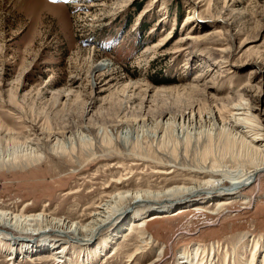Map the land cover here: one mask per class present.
<instances>
[{
	"label": "rangeland",
	"instance_id": "374dc122",
	"mask_svg": "<svg viewBox=\"0 0 264 264\" xmlns=\"http://www.w3.org/2000/svg\"><path fill=\"white\" fill-rule=\"evenodd\" d=\"M139 2L143 8L137 12ZM190 16L194 19L188 21ZM214 33L211 41L197 39ZM164 36L169 38L162 42ZM99 63L109 67L92 87L90 70ZM204 83L211 87V98L192 96L191 91L185 96L177 93L190 86L201 90ZM249 86L264 87V0H0V131L26 135L68 125L66 138L73 133L79 145L78 128L89 126L91 130L83 134L94 139L70 156L49 154L26 169L1 167L0 208L28 215L44 208L55 218L86 224L97 207L117 192L191 187L221 178L226 188L240 183L241 197L233 196L223 206L193 207L148 222L147 235L154 238L150 246H143L138 230L128 226L88 264H150L157 249L163 248V256L154 264H183L182 248L205 245L210 250L211 244L220 262L227 250L228 259L235 257L234 264H249L252 242L258 239L264 246V176L246 182L253 170L249 163L253 159L259 163L260 156L241 143L229 148L235 134L245 136L231 130L233 110L230 105L227 110L228 103ZM147 89L155 95L149 96L151 103L144 108L152 116L150 122L143 129L142 123L130 129L122 126L119 139L113 133L119 141L108 142L118 113L125 110L129 120L141 115L138 107ZM156 91L162 92L156 95ZM192 111L202 117L215 111L217 121L180 125L177 119L173 128H154L162 112L168 115L161 119L164 124L172 113L176 117ZM5 147L0 145V152ZM231 174L238 175L237 182ZM203 188L206 192L190 198L210 196L213 186ZM212 192L211 199L226 198L220 191ZM131 212L130 207L124 219ZM116 226L99 231L95 241ZM51 234L35 237L38 245L66 246V264L72 260L87 264L79 240ZM53 249L20 252L12 258L0 248V264H57ZM257 256L255 264H261L264 252Z\"/></svg>",
	"mask_w": 264,
	"mask_h": 264
},
{
	"label": "bare ground",
	"instance_id": "6f19581e",
	"mask_svg": "<svg viewBox=\"0 0 264 264\" xmlns=\"http://www.w3.org/2000/svg\"><path fill=\"white\" fill-rule=\"evenodd\" d=\"M218 17H220V19L222 21H225V23L227 22L228 24L229 23L232 24V22H230L229 18H226L225 16H222V15H219ZM192 19H194V18L190 16L187 20L190 21ZM217 19H219V18H217ZM214 36H215V33L211 34V35H206V37L203 36L205 38L199 37L197 39L198 40L207 39L208 41L209 40L211 41L213 38L216 37V36L215 37ZM168 38H169V36H164L162 38V42L167 41ZM223 52L224 51H222V53ZM227 52H229V51H227ZM223 59L225 60V58H223ZM223 59H222V61H223ZM222 64L223 63L221 61L218 63V65L220 67ZM254 66H256V68L258 70H261V68L258 67L257 64H255ZM108 67H109V64L99 63V64H97L91 68L90 75H91V79L93 80L92 87H94L96 85L95 81L97 80V76H99L100 72L103 71L105 68H108ZM72 78L78 79L77 76H73ZM215 78L216 77H214V79ZM199 79H200V77H199ZM203 85L205 88H203L201 90L199 89V87H196V86L191 87L190 86L189 88L182 90V92L178 91V90H172V92L178 91L177 93L179 95L181 94L180 96H185V95H189L188 92L191 91L192 93H190V95H192L193 93H197L200 96H208V97L210 96V98H211V96H213V94L211 95V93H210L211 87L205 86V83ZM201 87H202V85H201ZM161 92L162 91H156V95L160 94ZM164 93H166V92H164ZM153 94H154V91H152L151 89L146 90V93H144L145 98L142 101L143 105L141 104V106L138 107L139 111L141 112V115L136 116L134 120L128 119V117H127L128 113H126L125 110L118 113L117 116H119V117L116 119L115 124L110 126V129H111L110 131H113V132H109V133H112V134L116 133V136H118L117 133L121 132V131H119V129H121L122 126L127 125L126 128L128 129V127H129V129H130V126H132L133 124H138V123H142L143 126H141V128L143 129L145 123H147V121L150 122L151 117H152V116L149 117V113L145 112L144 108H147L145 105L148 102L151 103L149 96L154 97L155 95L153 96ZM238 94H240V96H239L240 98L235 100V101L230 99L233 102H229L227 105V110H228L229 105H230V109L233 110V116H232V118H230L231 124L230 123L229 124L231 126V130H234L236 132H240L245 137L244 138L241 137V135L239 133H238L239 135L235 134V136H233V134H232L233 132H231L230 135H231V137L233 136V142H232L233 147H229V148H234V147L236 148V146L241 143L242 145H247V146L252 147L254 149V152L256 154L258 153V155L260 156V162L255 164V162L253 161L254 159L251 160L252 163H249V164H250V166H253L251 168L253 170L250 172V176L248 178H246L247 183H252V182L254 183V182H256V180L260 181V179L264 176V142H263V138H261V137H264V87L262 89V86L258 87V88L249 86L248 88L243 89V92L238 93ZM255 99L259 100L260 103L256 104L254 101ZM224 108H226V105L224 106ZM227 110H224V111H227ZM214 112H210V113L208 112L207 115L205 114L206 116H203L204 119L201 116V114L200 115H197V114L194 115L195 113L193 111L191 112V114H190V112L186 113V114L182 113L176 117L172 113L173 117H172V115L169 116V118L167 119V121L164 124L161 122V119L163 117H167L168 115L166 113L162 112L160 115L161 119H160L159 123L154 125L155 126L154 128H159V126H161V125L165 128V130L170 129L171 127L173 128L176 125L175 122L177 119H178V121H180L179 122L180 125L182 123L202 124L203 120L206 123H209V122L215 123L217 120L215 119V115H214L215 113ZM240 116H243V118L241 117L242 120H240ZM236 117H238L239 119H237ZM69 128L70 127H68V125H65V126L59 125V126H55L53 128L46 129V130L42 129V130H40V132H37V131L31 132L29 130L30 132L27 133L26 135L14 134V133H8V132L4 133V132L0 131V145L6 146L5 147L6 151L0 152V168L1 167L3 168V166H4V167L9 168V169H10V167L26 169L30 166H33V165L41 162L44 158H47L49 154H52L54 156H62V155H65V156L69 155L70 156L72 154L77 153L78 151L81 152L85 147L90 146L93 143L94 139L91 138L90 136H88L89 134L88 135L83 134L84 130H87V131L91 130L89 128V126L88 127L83 126V127L78 128L77 137L79 139V145H77V142L74 140L75 136L73 135V133L70 134V136L68 138H66V136L68 135L67 133L69 132L68 131ZM107 129L108 128H106V127L104 128V132H103L105 134L104 136L109 134ZM183 129H185V128H183ZM190 130H191V128H190ZM165 133H167V132H165ZM227 133H228V131H227ZM112 134H109V136L106 137V140H108V142H111L113 144L114 142H116V141L118 142L119 140H116V137H113L115 135L114 134L112 135ZM153 134H155V133H153ZM188 134H191V133L188 132ZM198 134L200 135V133H198ZM230 135H229V137H230ZM119 137H121V136H118L117 138L119 139ZM189 138H190V136H189ZM148 139H149V137H148ZM154 139H155V136H154ZM50 143H51V146H50ZM94 143H96V141ZM186 143L188 144L189 142L186 141ZM227 146H229V144ZM224 147L226 148V146H224ZM159 149H160V147H159ZM239 149H241V148H239ZM46 150H47V152H46ZM73 157H74V155H73ZM217 157H219V156H217ZM243 157H244V155H243ZM214 169H215V167H214ZM230 169H231V167H230ZM218 174H220V173H218ZM222 176H223V174H222ZM224 176L228 177L227 175H224ZM230 176H231V180H233V181H236L239 178L237 174H231ZM210 184H211V187L213 186V190H211L209 192L210 196H208L206 198L198 199V200L190 198L191 195H195V194L198 195V194H202V193L206 192L205 191L206 189H204L203 187H205V186L207 187V185H209V187H210ZM223 184H224V179L220 178L217 180L216 179L215 180H213V179L208 180L204 184L201 183V184L194 185V186L191 185V187L174 186V187L164 189V190L157 189L159 191H150V190H144L143 191V190L138 189L139 191L136 190V191H124V192L121 191L119 193L117 192V194L115 193V195L110 197V200L104 202L105 204H103V205L101 204V206L97 207V211L95 213H93L91 216L92 220L90 222H87L86 224H83L84 222L81 223V221L80 222L71 221V220H68L66 218H58V217L55 218V217H53V215L51 216V215L47 214L46 210L44 208L37 213L29 214V215L26 214V211L25 212L20 211L19 213H14L11 210H5V209L0 208V248L4 251L9 252V256H11L13 258V257L20 256L21 255V254H19L20 252L21 253L27 252V254H29V253H44V252H50V249L52 247H54L53 251L51 250V252H53L52 255L54 256V259L57 262V264H66V262L68 260L66 259V255L63 254L65 249H66V246L64 249H62L61 247L59 248V246H57L56 243H54L52 245L45 244L44 246H40L37 243L38 239L35 238L37 236L50 235L51 233L55 232L56 236L69 237V239L71 237V238H74L76 240H79L80 244L77 242L80 246L79 248L82 250L84 249L83 251L81 250L82 252H80V254L85 253L84 256L87 255L86 259H87V261L89 260L87 262V264L92 263L93 262L92 261L93 256L97 255L98 253H100V255L102 256V253H104L107 250V247L109 245H112V242H110V241L114 240L123 231L127 230L128 226H131L133 229L138 230L139 235L141 236L140 241H142L143 246L144 245L150 246L151 244H153L154 238L153 237L150 238L147 235L148 234V229H147L148 222L163 220L167 216H171V214H173V213H176L174 215H177V214L181 215L187 211H190V209H192L193 207L204 208V206H207V205L210 206L211 204L216 205V207H218L219 205L223 206V205L227 204L226 202H223V201L233 199V196L239 195L240 189L242 187L240 183H236V184L232 185L230 188L223 187ZM212 191H218V192L220 191L221 193H223L222 195L225 196L226 198L211 199L212 198L211 194H213ZM238 197H241V196L239 195ZM183 201H185V202L182 203ZM214 201H216V203H214ZM244 201L247 202L248 199H244ZM250 204H251V202H250ZM127 205H129V206H127ZM130 207L132 208V212H131L130 216H128L126 219H124V217H125V215H126V213ZM24 208H25V206H24ZM95 209H93V210H95ZM216 211H217V209H216ZM218 212L220 213V210H218ZM111 224H117L114 231H112L111 234L108 233L109 235L107 234V235L100 236V238H98V241H95V236L97 235V233H99V231H101L103 229L108 228ZM17 234H19V235L17 236ZM117 239L118 238H116V240ZM115 246H116V243H114V247ZM262 246L263 245H261V241L258 239H255L252 242L253 248H252V251L250 253L251 256L247 259L249 264H255L257 262V258H258L257 255L259 253L264 252V246L263 247ZM206 247H205V245H189V246H186L185 248L181 249L179 259L185 260V262L182 261V262H184L183 264H204V263L205 264H213L216 261H217V263L219 262V264H234L235 257L229 256V259H228L227 250L225 251L223 261L221 260V262H220L219 258H218L219 254L215 252L216 246L214 247L211 244L210 250L208 247H207L208 249ZM141 248H142V246L138 247L137 252H139V250ZM68 251H70V248L68 249ZM213 252H215L216 254ZM90 253H91V256H90ZM163 253H164V248L161 249L160 251L157 249V252H156L157 258L155 261L151 262L150 264H154L155 262H157L163 256ZM98 256H99V254H98ZM230 257H232L234 260L231 261ZM195 260H198V262ZM70 263L73 264V260ZM83 263L86 264V260H83ZM239 263H240V261H239ZM260 263L264 264L263 258H262V261Z\"/></svg>",
	"mask_w": 264,
	"mask_h": 264
},
{
	"label": "trees",
	"instance_id": "16d2710c",
	"mask_svg": "<svg viewBox=\"0 0 264 264\" xmlns=\"http://www.w3.org/2000/svg\"><path fill=\"white\" fill-rule=\"evenodd\" d=\"M142 8H143V6H142V3H138L137 5H136V11L137 12H140L141 10H142ZM155 81V80H154ZM156 83H160L161 81H155ZM164 83V82H163Z\"/></svg>",
	"mask_w": 264,
	"mask_h": 264
}]
</instances>
